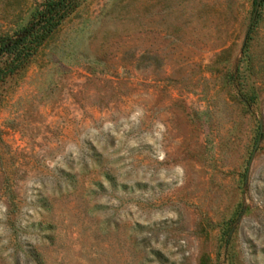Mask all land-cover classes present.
Instances as JSON below:
<instances>
[{"label":"rangeland","instance_id":"obj_1","mask_svg":"<svg viewBox=\"0 0 264 264\" xmlns=\"http://www.w3.org/2000/svg\"><path fill=\"white\" fill-rule=\"evenodd\" d=\"M68 6L0 79V264H264V0Z\"/></svg>","mask_w":264,"mask_h":264},{"label":"trees","instance_id":"obj_2","mask_svg":"<svg viewBox=\"0 0 264 264\" xmlns=\"http://www.w3.org/2000/svg\"><path fill=\"white\" fill-rule=\"evenodd\" d=\"M69 1L44 0L14 38L0 40V55L4 52L12 55L9 66L0 68V79L27 64L30 55L51 35L68 11Z\"/></svg>","mask_w":264,"mask_h":264},{"label":"water","instance_id":"obj_3","mask_svg":"<svg viewBox=\"0 0 264 264\" xmlns=\"http://www.w3.org/2000/svg\"><path fill=\"white\" fill-rule=\"evenodd\" d=\"M257 8H258V4H256L255 11H254V13H253V17L256 15V10H257ZM255 147H256V146H255ZM255 147H254V150H255Z\"/></svg>","mask_w":264,"mask_h":264}]
</instances>
